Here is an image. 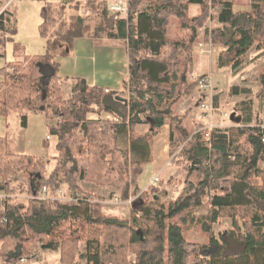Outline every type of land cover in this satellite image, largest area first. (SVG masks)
<instances>
[{
  "label": "trees",
  "instance_id": "obj_1",
  "mask_svg": "<svg viewBox=\"0 0 264 264\" xmlns=\"http://www.w3.org/2000/svg\"><path fill=\"white\" fill-rule=\"evenodd\" d=\"M37 1L43 4L39 32L46 48L34 56L25 54L21 46L13 48L12 61L0 71V117L24 113L55 121L47 130L56 142V153L45 176L36 158L14 153L9 140L0 138V192L28 197L25 204L0 203V258L15 264L29 254L32 243H40L44 249L59 252L60 264L78 260L85 264H264V169L258 166L264 160V129L242 125L243 119L234 115L239 120H233L236 127L207 132L189 119L192 108L183 115L175 113L176 104L198 89V83L189 78V65L210 2L221 7L213 35L226 46V53L218 56V67L235 63L236 69L238 60L255 43H264V0H128L126 19L109 18L101 1H75L72 15L66 14L67 2H61L49 17L47 0ZM142 2L148 3L144 10ZM191 5L199 7L193 17L188 15ZM235 5L250 10L234 12ZM82 7L88 16L78 14ZM15 32L1 15L0 59ZM78 38L126 44L125 86L132 99L117 100L83 80H72L64 97L66 81L58 77L54 59L68 55ZM258 82L264 95V71ZM93 113H106L120 121H91L88 115ZM141 123L149 127L143 136L134 133ZM165 124L170 154L179 149L183 157L176 162L185 172L180 194L167 205L157 198L136 197L126 221L104 216L100 196L84 193L80 183L120 190L122 200L127 201L129 184L135 186L136 194L142 167L150 163L152 140ZM132 167L136 174L130 178ZM62 185L71 194L69 202L53 199ZM43 187L48 189L45 200L37 198ZM203 200L207 214L195 221L191 215ZM222 218L231 219L235 231L216 238L212 225ZM194 222L208 235L207 244L187 241ZM128 251L135 255L133 261L127 259ZM199 254L203 261L197 258Z\"/></svg>",
  "mask_w": 264,
  "mask_h": 264
},
{
  "label": "rangeland",
  "instance_id": "obj_2",
  "mask_svg": "<svg viewBox=\"0 0 264 264\" xmlns=\"http://www.w3.org/2000/svg\"><path fill=\"white\" fill-rule=\"evenodd\" d=\"M75 1L77 0H47L48 6L50 7L51 11V13L49 12V17L55 15V10L61 5V2H67L66 4L67 6H69V8L66 10L67 15L75 14L76 11L72 7L76 3ZM110 1L116 2L120 0H108L107 3ZM224 1L228 2L231 0ZM18 2L20 1L15 2L9 9L10 11H13L15 13L17 32L11 37V41L6 42L5 44V55L4 58L0 59V71L6 66V64L12 61L13 48L15 46H21L24 49L25 54L29 56L41 55L44 53L46 39H44V37H42L39 32V25L42 22L41 10L43 4L37 2L36 0H22L21 3ZM259 3L261 2H258L257 4ZM82 4L85 6V3ZM147 4V2H142L140 5V9H142V7L144 6H147ZM197 9H199L198 6H192L189 14L195 16L197 13L194 12ZM220 10V5L210 2L208 17L201 27L205 31V33L202 36H200V34L198 33L197 41H203L207 46L208 52L210 53L207 55H198L192 49L194 58L189 68V74L192 77L191 80L211 77L213 82L211 92H202L197 89V91L193 95L195 98L190 99L192 101V108L194 109V106H197V115L193 118L196 119V122H202L201 124L202 126H204L205 130H207V132H210L205 127L207 122L202 121L204 120V118L199 119L197 117L198 115H201L198 105L203 101H211L212 99L211 102L216 108L221 109L229 114H234L238 117H241L243 119L242 125L264 126V95L261 93V87L258 82L259 75L264 71V43H255V45L238 60L239 66L236 69L232 67L235 63H230L229 66L225 68H219L217 62L218 56L224 55L226 53V46L223 44L222 39L218 35H213L214 29L219 26L217 22V16ZM242 10H250V8L236 5L233 6L234 12ZM77 12L81 16H88L86 7H82V9ZM107 16L109 18L113 17L108 14ZM170 36L173 37L172 34ZM196 62L200 65L197 69V72L193 69L196 65ZM2 79L3 76L0 75V81H2ZM68 95L69 91L64 89V97L66 98ZM178 106L179 109L177 110L178 112L176 111L177 113L181 112L183 109L181 104ZM101 114H89L88 119L91 121L94 120L110 122L106 119V115L103 116V113ZM217 120V118L214 119V124H218ZM53 122L55 121H51L50 124H53ZM224 126L225 129L219 130H221L222 132H227L230 129L236 127L235 123L230 119L224 121ZM4 133L5 129H3V127L0 125V135H3ZM125 148L127 147L125 146ZM170 156H172V159L170 160L171 164H175L177 161L183 159V157H181L179 153V149L174 150ZM37 165H39L38 169L45 176L49 174L53 167L51 159L48 158L40 159L37 162ZM258 166L261 169H264V160H262ZM130 171L131 178L132 176H135L136 170L134 167H132ZM184 176L185 172L180 167V169H178L177 171V174L172 177L169 183L162 184L163 182L160 181L156 187H150L148 185L151 190H148L146 188L142 191L139 189L138 191L137 189L136 194L133 193L135 186L129 184L130 197L127 201L122 200V193L120 192V190H116L110 187H99L96 185H94L96 188L86 185L81 186V183L85 184V182H81L80 187L82 188L84 193L89 192L92 194H98L100 196L101 201L99 200V206L100 211L104 216L126 221L130 217L131 201H133L136 197L146 199L157 198L164 205H167L170 201L176 199L183 189L182 181L184 179ZM86 184L89 185L91 183ZM59 189L63 193L62 197L57 198V196H54L53 199H59L62 202H69L72 198H70L71 194L68 191L66 185H62ZM113 194L116 196V198L113 196ZM79 195L81 196V194ZM14 196L25 198V200L19 199L16 205L18 203L25 204L26 200L28 199L26 195ZM37 198L45 200L48 197H42L40 193L39 197ZM205 202L206 200H203L201 202V206L193 211L191 216L195 221L207 214V210L204 206ZM238 222V225H241L239 220ZM240 230H243L242 227H240ZM231 231H235V229L232 220L229 218L219 219L214 225H212V233L216 238L224 232ZM186 239L188 242L200 246L207 244L209 241L208 235L203 232L201 226L195 222L187 232ZM29 250V254L27 255L31 256L30 254H37L33 249L30 248ZM80 251L82 253L85 252L84 243L80 245ZM197 258L203 261L204 256L202 254H199L197 255ZM127 259L129 261H133L135 259V255L132 252L128 251ZM76 264L85 263L82 260H78Z\"/></svg>",
  "mask_w": 264,
  "mask_h": 264
},
{
  "label": "crops",
  "instance_id": "obj_3",
  "mask_svg": "<svg viewBox=\"0 0 264 264\" xmlns=\"http://www.w3.org/2000/svg\"><path fill=\"white\" fill-rule=\"evenodd\" d=\"M17 1H20L18 3L22 2V0L12 1L7 6L4 13L5 17L9 20L11 26L15 28L16 32L15 13L9 9ZM77 1H103L105 4H107L108 0ZM8 3L9 0H0V11ZM192 6L194 7L195 5L189 6L188 9V15L190 17L194 16L189 14ZM145 8L146 6L142 7V10ZM198 11L199 9H197L194 13H198ZM54 61L58 65V77L66 81V87L64 89L68 91H70V89L67 87V85H69L72 80H83L88 87L98 88L101 90L103 88H108L114 92L113 95L117 97L118 94L116 92L118 84L123 83L125 85L128 78V51L126 44L119 40H111L106 38H78L74 40L72 49L68 55H58L55 57ZM197 62L193 68L196 72L200 66ZM191 64L189 65V68ZM0 75L2 76L1 73ZM189 78H192L190 74ZM193 95L194 93L190 97L184 98L176 104L175 113L177 115H183L186 113V111L192 108V101L190 99L195 98ZM118 97L125 100L121 94H119ZM180 104L182 105L183 109L181 112L177 113V110L179 109L178 105ZM194 107L195 108H192V111L189 114V119L196 122V119L193 117L197 115V106ZM23 114L24 113L12 114L7 119L0 117V125L3 127V129H5V133L3 135L1 134L0 138L6 137L10 142L11 150L18 155L34 157L37 159V162L44 158L52 159L56 153V142L53 138L48 137L47 128L49 125H51V122L46 121L41 115L24 114L26 117V123L25 127L22 128L20 118ZM105 115L108 116V114L103 113V116ZM197 118L201 119V115H198ZM202 121L204 122L205 120ZM196 123L201 124L202 122ZM148 130V125L143 123L137 124L134 127V133L140 136L147 134ZM46 140L48 142V146L45 149L44 144ZM170 155L169 127L167 124H165L152 140L150 163L142 167V174L137 179L138 191L139 189L142 191L146 188H150L148 185L153 178H157L159 182L162 181V184L169 183L172 177L177 174L178 169H180L176 163H170V160L172 159V156ZM83 185L95 187L91 184L87 185L86 183H81V186ZM0 194L2 193L0 192ZM113 196L116 198L114 194ZM30 248L36 251L37 254H35L34 257L27 262V264H60L58 251L44 249L42 245L38 243L31 244L29 246V249ZM3 262L4 261L0 258V264ZM15 264H17V262Z\"/></svg>",
  "mask_w": 264,
  "mask_h": 264
},
{
  "label": "built area",
  "instance_id": "obj_4",
  "mask_svg": "<svg viewBox=\"0 0 264 264\" xmlns=\"http://www.w3.org/2000/svg\"><path fill=\"white\" fill-rule=\"evenodd\" d=\"M14 0H9V3L6 4L3 9L0 11V16L3 15L5 13V10L7 8V6ZM106 11L107 14L113 17H119L121 19H126L128 17L129 14V9H128V0H120V1H116V2H108L106 4ZM198 33L200 34V36H202L205 31L201 28L199 29ZM193 51L195 53H197L198 55H207L210 52H208L207 46L206 44L201 41L198 40L194 46H193ZM7 72L11 73L12 69H7ZM195 80L198 83V89L202 92H211L212 89V78L211 77H204L201 79H192ZM102 91L105 94H113L114 92H112L111 90H109L108 88H103ZM119 96V94L123 95V98L127 101H129L130 99H132L134 97V95H132L129 90L126 88V86L123 83L118 84L117 87V92H116ZM199 110L201 112V118H204V120L207 122L206 123V128L209 131H221L219 129H225L224 126V121L229 120L230 119V114L227 112H224L221 109L216 108L211 101H203L201 102L199 105ZM140 120H142L140 117V115L138 116ZM217 118L218 120V124H214V119ZM106 119L110 122L113 123H119V118L116 116H107L106 115ZM142 122V121H141ZM261 129H264V126H260ZM226 132V131H223ZM262 142L264 143V135L262 136ZM39 166V165H38ZM159 183V180L157 178H153L150 182H149V186L150 187H156L157 184ZM41 196L42 197H46L48 194V189L47 187H43L41 189ZM62 191L59 189L56 193L57 198H61L62 197ZM25 200V198L23 197H19V196H6L4 194H0V203H2L5 200H9L11 201V203L13 205H16L18 200ZM75 201H77V198L74 199ZM3 222H5V220H3ZM29 255H24L21 256L18 261L17 264H27V262L32 259V257H34L33 254ZM2 264H6L5 262H3Z\"/></svg>",
  "mask_w": 264,
  "mask_h": 264
},
{
  "label": "water",
  "instance_id": "obj_5",
  "mask_svg": "<svg viewBox=\"0 0 264 264\" xmlns=\"http://www.w3.org/2000/svg\"><path fill=\"white\" fill-rule=\"evenodd\" d=\"M116 99H117V100H122V99L119 98V97H117ZM230 120H231V121L234 120L236 123L239 121L237 118L235 119L234 114H230ZM140 236H141V235H140Z\"/></svg>",
  "mask_w": 264,
  "mask_h": 264
}]
</instances>
